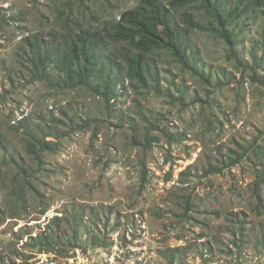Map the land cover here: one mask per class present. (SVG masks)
<instances>
[{
  "label": "rangeland",
  "instance_id": "obj_1",
  "mask_svg": "<svg viewBox=\"0 0 264 264\" xmlns=\"http://www.w3.org/2000/svg\"><path fill=\"white\" fill-rule=\"evenodd\" d=\"M140 1L0 0V264H264L262 12L215 0L246 69L196 5L174 22L215 31L181 38L208 82L156 51L147 84L127 85L103 31ZM79 32L101 38L90 86L70 89L54 63L53 83L31 75L26 37L60 55ZM29 132L51 149L32 157ZM49 226L46 253L31 237Z\"/></svg>",
  "mask_w": 264,
  "mask_h": 264
},
{
  "label": "trees",
  "instance_id": "obj_2",
  "mask_svg": "<svg viewBox=\"0 0 264 264\" xmlns=\"http://www.w3.org/2000/svg\"><path fill=\"white\" fill-rule=\"evenodd\" d=\"M165 4V5H164ZM199 5L201 12L205 14L210 20L215 22L218 26L216 33L223 39L229 47L230 57L236 61L239 67H243L242 61L238 55L235 54V42L231 35L228 34L226 27L227 20L221 12V7L215 0H141L135 10L123 13L118 22L111 27L105 29L104 34H107L111 43H122L119 49V54L122 62L125 64V78L131 80L132 83L138 82L140 85L147 84L146 69L144 66L146 58L156 51H166L172 55L174 60L185 70L192 72L199 79L208 82L195 71L191 66L194 57L188 54V49L181 41L182 34H189L192 31H200L205 33H215L210 28L196 25L194 17L185 16V29L174 22L175 12H180L184 8H191ZM243 7L245 13L262 12L264 17V0H240L239 7ZM237 10L230 14V17L236 14ZM101 38L99 35L89 37L84 32H79L63 46V51L59 55V49L53 50V54L49 53V47L44 43L43 37H26L24 43L28 44V51L26 55L33 64V71L31 75L36 78L49 79V65L55 64L61 76H63L64 83L70 88L88 87L91 85V80L97 70L98 63L101 62L97 54V44ZM53 83V79L50 80ZM50 82V83H51ZM110 85L108 81L107 86L104 87V94H110ZM110 99H108V103ZM18 129H25L24 122H19ZM30 138L27 141L28 153L37 158L41 152L51 149L53 142L34 140L32 132L28 134ZM237 159V158H236ZM235 165V163H233ZM258 187L261 183L257 182ZM190 209L187 208V213ZM60 219L55 218L52 224H56ZM68 225L73 228V218L65 219ZM59 226V225H57ZM32 240L36 241L35 245L49 247L51 250L47 252L57 251L52 249L56 246V239L52 227L49 226L45 232L39 233V236ZM177 255L173 252L169 254V264H175Z\"/></svg>",
  "mask_w": 264,
  "mask_h": 264
},
{
  "label": "clouds",
  "instance_id": "obj_3",
  "mask_svg": "<svg viewBox=\"0 0 264 264\" xmlns=\"http://www.w3.org/2000/svg\"><path fill=\"white\" fill-rule=\"evenodd\" d=\"M118 20H119V19H118ZM118 20H117V21H118ZM126 81L128 82V84H127V85H129V83H130V82H129V80L127 79Z\"/></svg>",
  "mask_w": 264,
  "mask_h": 264
}]
</instances>
